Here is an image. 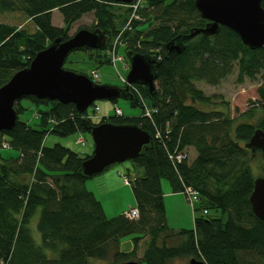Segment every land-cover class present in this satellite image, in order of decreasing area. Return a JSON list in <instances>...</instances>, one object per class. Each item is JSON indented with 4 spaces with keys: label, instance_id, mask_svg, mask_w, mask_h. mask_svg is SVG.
Segmentation results:
<instances>
[{
    "label": "trees",
    "instance_id": "obj_1",
    "mask_svg": "<svg viewBox=\"0 0 264 264\" xmlns=\"http://www.w3.org/2000/svg\"><path fill=\"white\" fill-rule=\"evenodd\" d=\"M260 4L264 10V0ZM120 5L125 6L122 12L116 10ZM53 8L59 11L62 25L51 23ZM14 10L29 17L34 28L28 32L0 21V84L52 39L66 38L70 24L85 12H93L89 28L98 27L107 45L131 7L115 0H0V12ZM135 11L140 18H132L122 36L128 48L156 59L152 93L134 83L154 110L150 117L144 115L129 89V102L140 106L139 114L111 113L95 122H132L151 134V144L129 159L142 168L129 182L137 217L127 218L121 212L107 216L100 200L85 188V177L77 169L91 151L79 154L59 142L42 143L46 132L88 131L73 104L24 95L13 102L17 113L13 126L0 130V142L6 140L8 149H13L7 154L0 147V264H88L90 258L109 254L115 261L127 260L134 254L139 234L147 235L141 257L136 259L140 264H164L170 258L191 256L205 264H264V222L254 215L248 200L255 176L249 163L252 152L243 145L254 128L264 130V44L248 48L232 29L221 25L212 35L197 33L183 39L178 52L168 50L167 40L205 21L193 0H143ZM142 22L145 28L138 27ZM74 49H89L98 64L109 62L103 48ZM90 49H95L94 55ZM234 66L236 81L246 77L256 82L251 105L240 112L243 119L236 121L228 110L211 105L219 95L205 93L194 83L216 84ZM21 98L36 106L41 126L18 118L25 108ZM47 123L49 128L44 127ZM165 125L166 135L155 137L154 130L162 132ZM183 146L194 149L192 158L172 162L169 152ZM162 177L173 192L185 185L196 189L192 227L174 229L167 224ZM35 212L38 240L28 225ZM129 233L132 248L119 250V239Z\"/></svg>",
    "mask_w": 264,
    "mask_h": 264
},
{
    "label": "water",
    "instance_id": "obj_2",
    "mask_svg": "<svg viewBox=\"0 0 264 264\" xmlns=\"http://www.w3.org/2000/svg\"><path fill=\"white\" fill-rule=\"evenodd\" d=\"M115 1L128 3L131 0ZM193 4L205 21L202 25L191 26L187 32L176 34L167 40L165 47L168 50L178 52L184 46L183 39L197 33L212 35L221 25L232 29L248 48H257L264 44V10L260 0H193ZM105 40V34L98 27H79L66 38L56 37L37 50L25 66L13 71L0 84V130L13 126L17 116L13 102L24 95L71 102L76 114H80L96 99H130L132 93L126 84L118 86L96 82L83 72L62 66L71 49L81 46L102 48ZM124 54L128 62L126 81L140 83L152 93L156 66L154 55L131 48H127ZM81 119L92 139L91 152L80 161L77 169L83 177H91L117 162L131 159L151 144L150 132L135 123H116L109 120L92 123L85 117ZM243 145L252 154L258 149L264 156V130L254 128ZM248 200L254 215L264 222V173L253 177ZM105 264L140 263L136 259H127ZM186 264L205 263L202 259L191 256Z\"/></svg>",
    "mask_w": 264,
    "mask_h": 264
},
{
    "label": "rangeland",
    "instance_id": "obj_3",
    "mask_svg": "<svg viewBox=\"0 0 264 264\" xmlns=\"http://www.w3.org/2000/svg\"><path fill=\"white\" fill-rule=\"evenodd\" d=\"M125 6L120 5L116 10L118 12H122ZM51 23L54 25H62V19L59 11L56 8L51 9ZM0 21L12 23L17 27H23L28 32H31L34 28V25L29 17H27L24 13L18 10L14 11H2L0 12ZM94 21L93 12L88 11L83 13L78 19L74 20L68 29V33H72L78 27H91ZM122 25V24H121ZM146 23L142 22L138 24L139 28H145ZM93 52L95 49H90ZM98 50V49H97ZM118 52L124 54V47L119 46L117 49ZM89 49H74L69 51L63 62V66L66 68H70L75 71H80L84 73H88L90 69L95 68L97 72L100 74L101 82H107L116 84L118 86H122V82L119 81L115 68L111 63L102 62L100 64L97 63L95 58L89 56ZM116 69L122 74L125 75L127 71V67H123L121 61H115ZM236 66L233 67L232 71L225 75L223 78L219 80L216 84H208L203 80H195L194 83L196 86L200 87L205 93H215L219 95L214 98V101L211 105L222 109L224 111L228 110L230 116L235 118L236 120L243 119V116L240 115V112L244 109H247L251 105V100L255 97V87L256 82L250 80L246 77L241 81H236ZM20 102L25 105V108L18 113V118L26 121L28 124L39 127L41 126L39 123V119L36 112V106L30 102L26 98H21ZM98 105L97 113L99 115H110L112 105L118 106L124 115H132L139 114L141 108L139 105H131L129 99L118 97L115 100L110 99H96L94 101ZM37 107H43V105L38 104ZM91 106H87V110H90ZM258 112L256 111V114ZM44 127L49 128L50 123L44 125ZM82 136L84 138V143L76 142V137ZM54 142H59L70 149L78 152L79 154H83L84 152H90L92 148V139L87 130H75L63 135L57 134L55 132H46L42 143L44 145H51ZM4 153H13V149L3 148L1 150ZM187 160L191 159L194 150L192 147H187ZM121 162H129L131 165L135 166L137 170V174L142 172V168L136 165L129 159L123 160ZM121 162H117L114 165H117ZM249 163L251 165L252 173L254 175L262 174V167L264 166V159L258 150H256L252 155H250ZM131 167V166H129ZM107 169V168H106ZM132 171L131 169H129ZM102 172V171H101ZM100 172V173H101ZM118 174V173H117ZM130 176H133L135 172H131ZM96 176L93 175L91 177H85L83 179L84 186L87 190H91L92 193L98 198L103 207L104 213L107 216H112L121 212L122 208H126L129 205L134 204V198L132 196L131 188L129 184L120 183L114 186L112 189L100 190L98 189L97 180L94 178ZM119 178L121 176L118 174ZM160 184L162 185V189L164 186L168 187V181L166 178L160 179ZM168 189V188H167ZM94 191V192H93ZM177 198H180L178 196ZM164 200V208L165 214L167 216V221L172 226H181L184 228L192 227V212L188 204L183 200L182 204L176 198L171 196L169 193H163ZM210 213L215 214L212 210ZM194 214H199V211L195 210ZM37 213H33L30 217L28 225L30 228V232L34 236L35 240H38L39 234L35 229L34 223L36 220ZM132 234H126L119 239L118 249L122 251H127L132 248ZM147 239L146 234H139L137 238V245L134 248V254L128 255L127 258L138 259L141 257L142 250L144 249L145 241ZM114 258L111 254L107 255L103 258H90L88 264H105L106 262L113 261ZM187 258H170L164 264H184ZM115 261V260H114ZM141 264H146L145 262H141Z\"/></svg>",
    "mask_w": 264,
    "mask_h": 264
},
{
    "label": "built area",
    "instance_id": "obj_4",
    "mask_svg": "<svg viewBox=\"0 0 264 264\" xmlns=\"http://www.w3.org/2000/svg\"><path fill=\"white\" fill-rule=\"evenodd\" d=\"M141 1H143V0H132L129 3V6H131V12H130V16H129L128 20L125 22L123 27L117 32V34L113 37V39L105 46L104 52L108 56L109 63H111L113 65V67L115 68L119 81L122 82V85L126 84V85H128V87H130V89L133 91L135 97L140 101V104H141L142 109H143V114L146 115L147 117H150V113L152 110H154V108L148 105V101L142 96V94L139 92V90L136 88V86L133 85L132 83L127 82L125 77L116 69V67L114 65L115 61L119 60V61H121L123 67L127 66L126 61L124 60L123 56L117 51V48L120 45H124V46L127 45L128 41L125 37L121 36V32L124 28H126V29L130 28V18H137L138 17L135 10L138 6L141 5ZM89 75L95 81L100 80V74L94 68L89 70ZM90 106H91V109L86 110L83 113V115L85 117H88V118H99L101 115H99L97 113L98 105L95 102H93L90 104ZM111 111L115 115L122 114L121 109L116 105H112ZM167 131H168V129L165 125V128L162 130V132L156 128L154 130L153 135L155 137L161 138V136L163 137L166 135ZM76 142L83 143L84 138L82 136H78V137H76ZM1 146L2 147H8L9 145H8V142L6 140H1ZM168 156L172 162H178V161H181L182 159H184L186 157V151L184 148L174 147L169 152ZM119 174H120L122 181L124 183L129 182L128 177L124 174L123 171H119ZM182 191L185 194L186 199L189 202V205L191 207L192 201L197 199L196 189H194L190 185H185L183 187ZM122 213L124 216H126L128 218H134L137 216V208L135 206H129L128 208L124 209L122 211Z\"/></svg>",
    "mask_w": 264,
    "mask_h": 264
},
{
    "label": "crops",
    "instance_id": "obj_5",
    "mask_svg": "<svg viewBox=\"0 0 264 264\" xmlns=\"http://www.w3.org/2000/svg\"><path fill=\"white\" fill-rule=\"evenodd\" d=\"M189 147H191V146H189ZM193 155H194V153H193ZM129 166H131V167H129ZM125 169H126V171L129 170V169L132 170V171L129 170V175H131L130 174L131 172H133V173L135 171L137 172V170L135 169V166L131 165V163H129V162H121V163H119L117 165H114L113 167H110V168H107V169L103 170L101 173H97L94 178L97 180L98 189L103 190V191L105 189H109L110 190L114 186H116V185H118L120 183H123L121 181V179L119 178L117 173H118V170L122 171V170H125ZM161 190H162V193H169L171 196H173L178 201H180L181 204H182L183 200H185V202L187 203L186 198H185L184 194L181 191H174L173 192V191L170 190L169 185H168V187H166V185H165L164 189H162V185H161ZM178 196H180V198H177ZM122 209H124V208H122ZM165 216H166V214H165ZM166 221H167V216H166ZM167 224H169L168 221H167ZM169 225L172 228H174V229H177V228L181 227V226H178V225L177 226H172L171 224H169Z\"/></svg>",
    "mask_w": 264,
    "mask_h": 264
}]
</instances>
